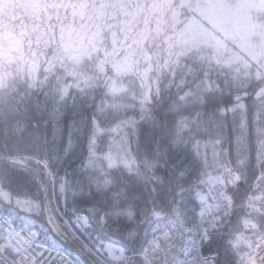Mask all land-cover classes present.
<instances>
[{"label": "snow or ice", "instance_id": "1", "mask_svg": "<svg viewBox=\"0 0 264 264\" xmlns=\"http://www.w3.org/2000/svg\"><path fill=\"white\" fill-rule=\"evenodd\" d=\"M260 7L264 9V3ZM200 61L190 67L176 91L169 88L167 95L161 92L154 95L150 89L145 92L139 66L109 71L104 67L103 56L90 58L86 63L79 59L65 63L63 55L56 54L47 62L43 78L25 77L22 72L11 82L10 74L0 77V207L9 213L0 219V229L6 234L8 246L18 251L12 241L17 236L23 239L20 232L5 227L15 219L21 224V232L34 241L39 240L42 231L50 244L62 248L63 241L76 249V255L71 257L57 249V255L47 264H84L85 259L88 264L120 261L127 264L125 248L120 247V254L116 255L113 252L116 244L98 233L93 235V221L106 227L115 213L98 203L77 207L75 199L81 191L88 197L94 193L103 196L105 192L113 198L118 196L109 189L114 186L113 170L120 169L122 176L124 172L130 176L136 174L152 184L150 191H157V185L164 183L163 178L154 174L155 162L161 155L159 142L151 157L147 151L142 156L140 152L141 125L149 124L161 130L170 146L183 144L191 155L189 165L176 172L175 187L169 184L173 196L168 223H179L183 234L180 248L187 258L175 259L173 264H215L212 257L191 254L189 242L195 243L196 236L202 242H211L205 219L209 205L198 191L193 199L194 186L186 187L183 181L192 169L207 165L209 153L218 160L227 155L229 163L235 161L245 168L253 158L264 159V72L257 71L253 83L241 79L235 61L210 59L205 65L203 56ZM57 63L62 71L55 70ZM257 63L264 68V52ZM217 69L222 80L216 75ZM137 78L141 79L140 85ZM78 98L86 101L83 107L78 104ZM173 105L181 106V111L176 113ZM81 144L84 156L79 168L83 176L82 182L76 181L81 184L77 190L72 187L67 172L59 175V165L80 149ZM141 160L143 173L139 172ZM261 167L264 168V163ZM172 168L176 170V165ZM234 175L239 186L238 168ZM31 185H35L34 190H30ZM249 207L256 206L249 204ZM126 214L132 216L131 212ZM149 214L161 216L155 208ZM37 218H42L40 230L33 228ZM150 243H157L155 237ZM37 247L45 245L39 243ZM4 248L0 244V251ZM48 251H52L51 247ZM146 252L144 248L138 255L147 261ZM0 264L19 262L0 256ZM31 264H37L35 257Z\"/></svg>", "mask_w": 264, "mask_h": 264}, {"label": "rangeland", "instance_id": "2", "mask_svg": "<svg viewBox=\"0 0 264 264\" xmlns=\"http://www.w3.org/2000/svg\"><path fill=\"white\" fill-rule=\"evenodd\" d=\"M46 1L48 6L39 0H0V77L21 72L35 76L56 54L71 63L85 62L98 53L109 71L139 66L145 92L150 87L147 73L153 68L161 71L192 52L200 53L204 62L207 57L235 61L234 67L244 76L264 72L257 63L264 52V9L260 7L264 0H123L127 7L122 0L111 5L109 0ZM24 23L31 28L30 48L23 39ZM54 41L55 49L39 52L38 45ZM16 222L14 226L21 227ZM73 249L69 253L76 255Z\"/></svg>", "mask_w": 264, "mask_h": 264}, {"label": "trees", "instance_id": "3", "mask_svg": "<svg viewBox=\"0 0 264 264\" xmlns=\"http://www.w3.org/2000/svg\"><path fill=\"white\" fill-rule=\"evenodd\" d=\"M39 1H41V4L48 6V2L46 0ZM76 1L78 2L80 0ZM115 1L118 0H109L110 5ZM121 3L126 7L128 5L127 1L122 0ZM117 5L119 4H114V6ZM48 10L49 9L47 8V11ZM40 15H42V13ZM21 16L25 17L26 14L21 13ZM15 20H17V18H15ZM24 29L25 32L23 34V39L25 47L30 48L34 44V41H31V39L27 36V34H32L30 33L31 28L24 23ZM56 45L57 44L54 41L42 46L38 45L37 47L40 48L39 52L44 51L47 53L52 51L53 48L55 49ZM97 55H99V53L90 56V58H98ZM200 57V53L192 52L188 55L179 57L175 64L167 65L163 67L161 71L153 68L152 72L147 73L148 85H150L148 90L150 89L154 95L157 92L167 95V90L169 88L172 89V92H175L179 82L185 79L186 74L189 73L190 67L198 65L201 62ZM89 59L84 61L88 62ZM209 60L210 58L207 57L203 63L206 65ZM46 61L44 66L41 65L35 75H38V78H43L46 74L45 69L43 68L46 66ZM213 67H216L215 63H213ZM55 70L62 71L63 69L61 66L58 67L56 65ZM218 72L219 69H217V77ZM254 74L255 73L249 72L244 76L240 73V77L241 79H250L254 83ZM130 75L135 74L132 73ZM16 76L17 75L8 77L9 82H11V79ZM187 78L191 79V76L188 75ZM218 78L221 80L223 79L222 77ZM142 81L143 83H146L143 79ZM136 83H141V79L137 78ZM77 102L81 107H83L86 103V101L79 100V98ZM130 102L134 103V101ZM173 108L176 113L181 111V106L179 105H173ZM85 111L88 110L85 109ZM169 119L171 123L172 117ZM256 139L257 138L254 136V146ZM157 142H159L160 145L161 155L155 162L154 174L163 178L164 183L162 185H157L156 192L150 191L152 188L151 183H145V180L138 178L136 174L130 176L127 172H124L122 176L121 172L123 169H120L113 170L112 179L114 186H110L109 189V191L117 192L118 196L113 198L108 192H105L103 196H98L94 193L92 197H88L83 194V191H81V194L75 199L77 207L82 208L90 203H98L106 210H110L112 213H115V215L110 217V224L106 227H102L99 223L93 221V233H98L105 240L117 243V245H123V247L130 252H134L140 247L139 245H141L143 241L149 224L153 222L154 218L149 214L152 209L155 208L160 211L163 216H168L169 206L173 196V193L169 191V184L171 183L172 187H175L176 172L185 167V165H189L191 160L190 152L183 144H180L179 146H170L167 137L162 135L161 130L153 128L149 124H142L140 135L141 156L145 151H147V154L151 157L156 148ZM133 147L135 148V144ZM165 149H167L166 155H164ZM83 156V144H81L80 149L74 152L59 165V175H64L65 172H67L69 174V178L73 181L72 187L77 190L81 189V184L76 183V181L80 179L82 182L83 174L80 171L79 165L82 162ZM262 163H264V159L256 160L253 158V160L248 163L245 168L243 165H239L235 161L233 163H229V157L227 155H224L222 159L218 160L215 155L209 153L207 156V165L192 169L191 175H188L184 179L183 183L186 187L194 185L196 181L205 175L216 173L224 166L230 165L236 169L238 168L242 177L241 183L233 191L234 200L241 205L248 194L254 198L258 197V199L264 200V168L261 167ZM173 164L176 165V170H173ZM133 167L135 168V165ZM139 172H144L143 160H141V168ZM256 177H258V179ZM34 188L35 185L30 186V190H34ZM71 195L72 193L69 191V196L71 197ZM240 205L234 210L231 217L225 220L221 229L211 231L212 239L210 243L202 242V249L204 252H215L218 254L216 255L217 264H243L241 255L245 248V244L247 243V236L250 240H253L258 233H264V210H260L252 214H245L244 210H242L243 207H240ZM61 210L63 211V209ZM127 212H131L132 216L129 217L126 214ZM191 215V212H189L188 216L190 217ZM145 216H147V219H145ZM41 219L42 218H37V222L39 224L36 222V224L33 225L37 227L38 230L41 229ZM14 221L17 223L15 219ZM189 223H191V221H189ZM253 224H256L257 227H253ZM40 239L43 242L45 241V243L50 244V241L42 231ZM61 243L63 244V249L70 253L74 252L71 244L63 243V241H61ZM50 245L58 246L59 244ZM174 253V249L170 250L166 257H164L162 264H169V260L172 258Z\"/></svg>", "mask_w": 264, "mask_h": 264}, {"label": "built area", "instance_id": "4", "mask_svg": "<svg viewBox=\"0 0 264 264\" xmlns=\"http://www.w3.org/2000/svg\"><path fill=\"white\" fill-rule=\"evenodd\" d=\"M234 172L235 170L225 168L224 172H221L213 177L202 179L203 183L199 182V186L195 188V192H200V194L205 197V200L209 205V207L205 209V219L207 220L209 230L215 227H220L222 220L227 219L231 215L232 209L235 207L234 200L230 203V198H233L230 191H228L229 188L236 185ZM249 204L251 203L247 201L246 206L250 211L258 208L257 204H254L256 206L255 208L249 207ZM213 205L215 207H212ZM7 216V214L0 211V219L6 218ZM169 219L170 218L158 220L151 224L145 243L141 245L140 250L135 253L136 257L142 259L145 264H149V262L150 264H156L160 256L175 244L177 245L178 252L176 259H187L182 255L180 248V241L183 234L179 229V225L169 224ZM5 227L9 230L20 232L21 236H23V239H21L20 236H17L16 239L12 241V245L18 250L14 251L13 247H9L6 243V234L3 229H0V244L5 246L4 250L0 251V256L7 257L9 261L18 260L19 264H31L32 258L35 257L37 264H39L40 261H44V264H47V261L51 259V257L57 255V249L51 248L52 251L49 252L48 246L37 247V244L40 243L39 241H34L30 235L21 232L20 229H12L11 224H7ZM165 231H167V235L164 234ZM154 237L157 241L156 244L150 243ZM199 239V236H196L195 243L189 242L190 247L192 248V256L198 257L203 255L214 258V254L201 253ZM119 248L120 247L117 246L113 248L114 254H120ZM144 248H147V252L145 254L147 256V261L143 256L138 255V253H140ZM59 251L64 253L66 256L71 257V255L65 253L64 251ZM129 256L130 255L125 251L126 260ZM245 257L247 259V264H249V261L251 264H264V236H258L256 240L248 246Z\"/></svg>", "mask_w": 264, "mask_h": 264}, {"label": "water", "instance_id": "5", "mask_svg": "<svg viewBox=\"0 0 264 264\" xmlns=\"http://www.w3.org/2000/svg\"><path fill=\"white\" fill-rule=\"evenodd\" d=\"M162 217V215L160 216V217H154L155 219H158V218H161Z\"/></svg>", "mask_w": 264, "mask_h": 264}]
</instances>
